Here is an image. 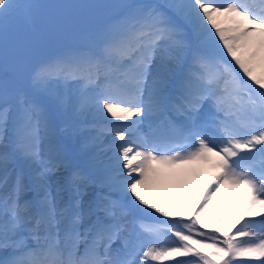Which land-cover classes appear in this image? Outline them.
Listing matches in <instances>:
<instances>
[{
    "label": "snow or ice",
    "instance_id": "obj_1",
    "mask_svg": "<svg viewBox=\"0 0 264 264\" xmlns=\"http://www.w3.org/2000/svg\"><path fill=\"white\" fill-rule=\"evenodd\" d=\"M49 7L0 0V264H264V0H127L9 61Z\"/></svg>",
    "mask_w": 264,
    "mask_h": 264
},
{
    "label": "rangeland",
    "instance_id": "obj_2",
    "mask_svg": "<svg viewBox=\"0 0 264 264\" xmlns=\"http://www.w3.org/2000/svg\"><path fill=\"white\" fill-rule=\"evenodd\" d=\"M63 1L64 0H35L37 3L52 5L55 7L41 9L38 22L35 27L29 28L25 26H17L16 29L11 32L9 41V50H11L8 56L9 61L17 60L22 62H35L36 60L52 55L44 51L47 45L45 43L46 36L49 34L50 30L51 34L55 35L60 32L62 26L71 27L73 24V22H71L73 18H69L67 22H64L68 16L62 10L63 7H61L63 6ZM82 1L85 0H70L67 3V7L73 8L74 11L76 9L75 7L80 5ZM98 9L99 7L97 3H95L93 6V12H97ZM78 12L79 11L76 9L75 14ZM82 13L86 15V18H88L90 10L84 9ZM110 15L111 14H109L106 19H111L112 15ZM97 17L102 18L100 12ZM95 18L96 17H92V20H95ZM27 37L29 39H27ZM27 40L28 42L26 43ZM19 41H22L23 43H20L17 46Z\"/></svg>",
    "mask_w": 264,
    "mask_h": 264
}]
</instances>
